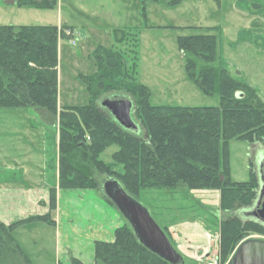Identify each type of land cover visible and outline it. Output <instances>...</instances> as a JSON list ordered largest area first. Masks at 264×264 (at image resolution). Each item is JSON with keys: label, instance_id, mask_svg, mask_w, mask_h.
I'll return each mask as SVG.
<instances>
[{"label": "trees", "instance_id": "1", "mask_svg": "<svg viewBox=\"0 0 264 264\" xmlns=\"http://www.w3.org/2000/svg\"><path fill=\"white\" fill-rule=\"evenodd\" d=\"M245 1H252L255 12L264 5L255 0H237L236 5ZM15 2L52 8L58 0ZM250 12L254 15L251 28L242 30L241 37L262 29L261 20ZM60 27L0 24V107L35 106L54 120L59 118L60 187L103 189V180L112 178L137 199L151 188L218 190L219 206L225 213L219 225L223 262L250 234H264V223L243 215L259 193L260 179L254 163L251 161L249 179H233L228 148L231 138H239L252 143L253 148L264 149V98L256 86L233 75L227 65L215 64L221 25L193 26V33L178 37L189 74L204 92H218L220 105L152 103L150 87L139 80L140 30L120 27L114 29L116 44L99 45L94 50L97 71L81 74L90 101L60 105ZM114 91L132 97L133 119L141 126L121 124L101 104L102 97ZM114 143L118 148L112 152V161L103 159L102 152ZM56 209L53 186L48 211L11 222L0 218V264H33L15 230L36 221L54 224ZM114 232L112 240L95 241L92 264H173L142 243L129 220ZM70 263L87 264L78 256H72Z\"/></svg>", "mask_w": 264, "mask_h": 264}, {"label": "rangeland", "instance_id": "2", "mask_svg": "<svg viewBox=\"0 0 264 264\" xmlns=\"http://www.w3.org/2000/svg\"><path fill=\"white\" fill-rule=\"evenodd\" d=\"M15 1L0 0V24L61 26L58 65L60 105H83L90 101V93L81 74L97 71L94 50L99 45L111 47L116 44L114 29L117 27L140 30L139 80L150 87V99L154 104H221L218 92H204L189 74L178 41L179 35L193 33V26L215 24L221 25L215 64L227 65L233 75L256 86L264 98V0H255L263 5L257 12L253 10L252 1L238 6L237 0H58L52 8L18 5ZM250 11L261 20L262 29L247 32L241 37L242 30L251 28L254 15ZM65 25L69 26L71 33H67V27L63 28ZM116 94L119 93L110 92L102 98ZM129 99L133 109L132 97ZM133 120L132 127L141 126L138 120ZM58 133L59 118L54 120L49 113L35 106L0 107V160L4 152H20L33 147L40 151V154L34 155L36 160L48 155L52 166L50 178L55 179ZM252 145L245 139L229 140L231 177L235 180L249 179L253 161L262 185L264 149L262 146L253 148ZM117 148V144H111L101 157L112 161V152ZM99 178L102 180L104 176ZM54 179L51 187H56L58 197L60 185ZM60 188L73 192L76 194L73 197L79 198L74 203L66 201L64 204V211L73 214L78 232L75 233L66 220L62 224L67 225L71 236L67 240L61 238L59 243L55 225L36 221L19 226L15 236L31 256L33 264H55L59 259L66 260L68 256L64 247L67 246V253L72 255L76 245L81 246L79 243L85 245V261L92 264L93 259L87 256L92 224L100 222L104 216L111 217V221L119 225L128 219L116 204L107 199L101 188ZM215 194L218 193L213 189L151 188L142 191L138 198L167 232L174 247L183 256L182 264H207L209 256H222L219 225L225 213L220 209ZM2 204L13 203L0 200ZM1 206L0 213L20 219L18 211L22 210L21 206L5 209ZM193 224L208 227L212 229L210 232H214L209 249L195 246L192 238H189L193 241L190 243L183 237L186 227ZM250 236L264 238V234L257 232ZM231 256L226 261L230 262Z\"/></svg>", "mask_w": 264, "mask_h": 264}, {"label": "crops", "instance_id": "3", "mask_svg": "<svg viewBox=\"0 0 264 264\" xmlns=\"http://www.w3.org/2000/svg\"><path fill=\"white\" fill-rule=\"evenodd\" d=\"M35 154L37 156L38 154H40V151L31 147L20 150V152H4L3 158H1L0 160V172H4L2 173V175H0V200L3 201V203H13L6 204L7 206L4 204L0 206L3 209L21 206L22 210L18 211L20 218L32 214L44 213L49 209L50 190L51 185H53L52 180L54 179L53 178L51 180L50 177L52 175L50 176L49 173V171L52 170L51 162H49L47 154H45V156H43V158L40 160L39 157H37V160L35 159ZM56 156L57 157L54 164V182L59 185L58 149ZM215 191L216 193H218L215 194V198L219 200V191ZM75 195L76 194H73V192L68 193L67 190H63L60 187L58 188V205L53 214V225L56 226L59 243L61 241V238L67 240L71 236L67 231V225L62 224L64 222L66 223V220H68L69 224H71L74 232H78L79 227L76 221L73 220V214L69 211H64V204L66 201L74 203L77 199H79L78 197H73ZM5 214L6 213H0V218H2L4 221L11 222L15 220L11 217H7ZM92 226V232L88 235L89 245L91 246H89L87 252L88 259L91 260L94 257L95 241L97 239H114V231L115 228L119 226V223H114L113 221H111V217L109 218V216H104V218L100 220V222H95V224H92ZM203 227L204 226H201L199 224L187 226V232L184 233L185 236L183 237H185L186 241L189 238H192L194 240V242H192L193 244L195 243V246L209 249L210 245L212 244V236L214 232H210L212 229L208 227ZM217 235L218 234L216 233V236ZM188 242L192 243L190 239L188 240ZM79 244H81V246L76 245L77 247L74 248V253L72 255H70V253H67V246L64 247V253H66V256L68 257H66V260L59 259L55 264H71L70 260L72 256H78L84 259L85 255H83V249H85V245H83L84 243Z\"/></svg>", "mask_w": 264, "mask_h": 264}, {"label": "water", "instance_id": "4", "mask_svg": "<svg viewBox=\"0 0 264 264\" xmlns=\"http://www.w3.org/2000/svg\"><path fill=\"white\" fill-rule=\"evenodd\" d=\"M101 104L107 107L121 124L128 127L134 125L132 104L127 96H105ZM261 166L263 183L259 187L258 197L253 206L243 211V215L264 223V160ZM103 191L130 221L142 243L173 264L183 262V256L174 247L164 228L148 208L133 197L117 179L104 180ZM231 263L264 264V238L249 236L242 240L231 256Z\"/></svg>", "mask_w": 264, "mask_h": 264}, {"label": "built area", "instance_id": "5", "mask_svg": "<svg viewBox=\"0 0 264 264\" xmlns=\"http://www.w3.org/2000/svg\"><path fill=\"white\" fill-rule=\"evenodd\" d=\"M66 31H67V33H69V32L71 33V31L69 30V28H66ZM72 33H73V31H72ZM206 262H207V264H228L229 263V260L223 262L219 256L211 255V256H209L207 258V261Z\"/></svg>", "mask_w": 264, "mask_h": 264}]
</instances>
